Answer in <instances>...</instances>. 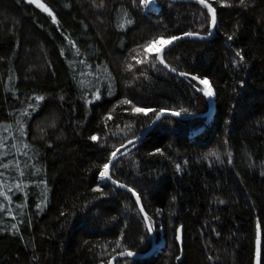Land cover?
<instances>
[{
  "label": "trees",
  "instance_id": "16d2710c",
  "mask_svg": "<svg viewBox=\"0 0 264 264\" xmlns=\"http://www.w3.org/2000/svg\"><path fill=\"white\" fill-rule=\"evenodd\" d=\"M44 2L57 14L59 25L27 0H0V139L8 144L7 149L0 148V153H8L0 155V163L15 158L25 172L19 177L14 163L8 170L0 168L4 173L0 187L11 189L10 206L16 214L13 219L0 211V264H99L107 259L102 252L114 254V244L104 246L119 238L122 229L124 243L132 251L149 254L119 257L114 264H250L255 223L264 218V0H255L247 10L219 8V24L212 36L204 41L183 39L167 56L181 69L209 74L217 93L209 116H198L208 110L207 99L200 93L195 98L187 82L174 74L151 73L150 80L126 87L121 61L146 35L141 16L128 29L115 27L117 14L110 9L126 0H108V9L99 18L100 10L90 7L91 0ZM155 7L157 12L147 14L151 23L159 20L172 31L188 30L190 1L157 0ZM237 24L234 41H228ZM66 36L78 43L81 56L74 55ZM236 48L246 57V65L240 68L231 64ZM175 57H180L179 62ZM79 60H87L93 71L98 65L100 72L110 71L116 95L107 96L105 87L101 100L86 104L78 81L87 84L92 77L79 75L88 71L82 64L70 67ZM240 79L245 81L243 87ZM33 92L46 96V107L38 116L33 113L34 118L24 117L30 128L23 139L39 153L33 156L29 151L39 172L28 157L11 147L17 143L13 137H19L16 121L26 107L23 102ZM125 94L151 107L178 110L183 106L194 114L162 117L132 149L137 166L129 167L127 160L123 164L124 172L131 174L121 178L146 193L144 203L155 220L154 249L150 233L143 242L138 239L143 224L126 207L130 203L126 190L92 199L98 193L91 189L99 182L92 165L100 162L105 151L88 136L99 130L102 115ZM52 118L55 128L47 129L41 139L37 125ZM155 147L163 148L166 155L149 156ZM212 151L219 152V161L208 156ZM176 163L181 165L179 171ZM17 180L23 181V190L15 189ZM40 180L47 182V189ZM45 192L46 206L38 211L36 204ZM87 200L92 204L85 206ZM0 204L8 206L3 195ZM158 208L162 215L155 214ZM62 211L74 215L62 217ZM12 223H19V232L11 230ZM181 225L178 242L175 228ZM209 256L215 259L210 261Z\"/></svg>",
  "mask_w": 264,
  "mask_h": 264
},
{
  "label": "snow or ice",
  "instance_id": "6c2138e0",
  "mask_svg": "<svg viewBox=\"0 0 264 264\" xmlns=\"http://www.w3.org/2000/svg\"><path fill=\"white\" fill-rule=\"evenodd\" d=\"M27 3L34 5L37 9L42 10L50 18L53 24L59 25L60 20L57 14L48 3L44 0H27ZM157 0H126L125 3L114 5L110 11L117 14V21L115 27L124 30L129 26H135L137 24V17H142V22L146 21L145 33L146 35L141 37L139 42H136L134 47L128 50V54L121 61V72L124 75L126 87H131L141 80H150L152 78L151 73L167 72L174 74L178 78H183L187 82V87L192 89L193 96L196 93L202 94L204 98L214 97L216 89L214 82L210 78L207 72L189 71L187 69H181L178 63L174 64L167 59V56L171 53L173 47L177 45V42L185 38H194L197 41H204L207 37L213 35V30L218 27L219 24V8H240L247 10L249 7L254 6L255 0H190V7H192V20L188 30L172 31L169 25L157 20L155 23H151V18L147 14L157 12L155 7ZM90 7L100 10L99 17H103L104 11L108 9V0H91ZM101 22H103L101 20ZM87 27V25H84ZM239 25L237 24L231 34L227 35L228 41H234ZM68 41L70 49L74 50V55L81 56V50L78 43L71 39V37H65ZM122 47L126 45L122 44ZM65 49L62 47L60 55H65ZM2 59V58H0ZM175 60L179 62L180 57H175ZM77 64H82L88 70L87 72H80L81 77L91 76L92 79L87 81L80 79L78 81L82 89V98L86 104H92L94 101H99L105 95L113 97L116 93L113 91L115 86V77L106 68L103 73L99 71L101 66H97V70L93 71V66L88 63L87 60H79L70 63V67H76ZM231 64L235 68H240L246 65V57L242 49H234V55L231 58ZM76 77H74L75 79ZM241 87L244 86L245 81L240 79L238 81ZM90 90V91H89ZM198 99V97H195ZM65 97L61 95L60 100L63 101ZM46 96L37 92H33L31 96L27 97L23 102L26 107L21 110V118L16 121L19 137H13L17 143L11 145L12 148L21 152L22 155L29 158L31 167L36 172L41 169L36 168L35 164H32V156H29V151H32L33 156H38L39 153L35 151L34 146L24 141V137L29 135V126H26L24 117L34 118L33 113L37 116L44 110L46 104ZM166 114L171 116L190 115L191 110L187 107H179L177 110L173 107L159 106L151 107L145 104H141L137 101L135 95L125 94L112 104L101 117L99 130L93 132L88 136V140L94 142L102 150L105 151V155L101 157L100 162H96L92 165V168L96 169L95 179L99 181L92 187L93 193H98L94 196L93 200H98L101 197H107L112 191L117 189H124L130 194V203L126 205L129 211L136 213L142 220L143 230L142 234H139L138 239L143 242L146 239V235L154 231L155 220L153 215L149 213L144 203V197L146 193H142L134 184L129 183L126 179H122L121 175L128 176L131 173L124 172L123 164L125 160L129 162V167H136V161L132 149L136 143L141 139L138 132L144 128L152 127L156 121L161 120ZM48 118H46L47 121ZM120 121L119 123L117 121ZM56 121L52 118L50 122H45L41 125H37L40 138L43 139L47 136V129L55 128ZM10 127V126H9ZM7 131V128L5 129ZM115 138V139H114ZM110 141H113L110 143ZM20 145L18 147L17 145ZM227 144V141H225ZM48 147H52V142L48 141ZM0 148L7 149L6 144L0 139ZM0 155H8L5 151ZM149 156L160 155L165 156V150L160 147H155L152 152L148 153ZM208 156L215 157L216 160H220V154L218 151H212ZM205 157V159L208 158ZM171 159V157H168ZM228 161L232 162V154L228 153ZM15 164L16 171L19 173V177H24L25 172L21 167V162L13 158V160L7 163H0V168L8 170L12 164ZM187 163V161H185ZM175 168L177 171L181 169V165L176 163ZM91 171V169H89ZM264 175V171L261 172ZM4 173L0 172V177H3ZM33 182L34 181H30ZM40 184L47 189V182L40 180ZM3 181L0 180V185ZM112 187L109 191H105L106 188ZM16 190H23V181L17 180L14 182ZM11 189L4 190L0 187V195L5 197L8 201V206L0 204V211H4L6 215L12 216L15 219V213L11 210V196L9 192ZM134 198V199H133ZM172 201L176 200L175 196L171 197ZM47 195L45 192L44 199L40 203L36 204V209L42 210V206H46ZM218 203H225L224 200L217 198ZM92 204V200H87L85 206ZM94 206V205H93ZM24 205H19V209L22 210ZM22 214V211H21ZM157 216L163 214L162 209H156ZM62 217L74 215V213H68L62 211L60 213ZM112 220H117V217L113 216ZM23 223V221H20ZM30 223V221H29ZM128 227L127 221H125L124 228ZM162 227V226H161ZM182 228L179 226L175 228L176 241H182ZM11 230L15 232L20 231L19 223H12ZM3 231V229H0ZM215 231V229H213ZM216 235L219 236L220 232L216 231ZM125 233L121 230L119 238L115 241L108 242L104 246L107 248L110 244H114L112 249L114 254L108 255L106 252H102V256H107V259H101L99 264H114L117 257H131L134 252L131 248L124 243ZM87 243V242H86ZM118 249H123L122 251ZM35 259V258H34ZM177 260H180L179 255L176 256ZM212 256L208 257V260H214ZM250 264H264V218H258L255 223V234L253 238V247Z\"/></svg>",
  "mask_w": 264,
  "mask_h": 264
},
{
  "label": "water",
  "instance_id": "95a60500",
  "mask_svg": "<svg viewBox=\"0 0 264 264\" xmlns=\"http://www.w3.org/2000/svg\"><path fill=\"white\" fill-rule=\"evenodd\" d=\"M172 1H190V0H172ZM185 39H194V38H185ZM183 40V39H182ZM207 99V102H208V110L205 112V113H202V114H199L198 116H209V114L212 112V110H213V100L211 99V98H206ZM166 115H170V114H166ZM165 115V116H166ZM188 115H181V116H175V117H177V118H186ZM189 116H194V114H190ZM157 122L158 121H156L155 123H154V125L152 126V127H154L156 124H157ZM152 127H148V128H145L144 129V131L140 134V137H141V139L139 140V142L138 143H136V145L137 144H139L140 143V141L142 140V138L144 137V135L152 128ZM135 145V146H136ZM150 235H151V238H152V249H154V247H155V240H154V237H153V233H150ZM134 252V251H133ZM149 253H147V254H142V255H140L139 253H137V252H134V255L132 256V257H144V256H146V255H148ZM117 258H119V257H117Z\"/></svg>",
  "mask_w": 264,
  "mask_h": 264
},
{
  "label": "bare ground",
  "instance_id": "6f19581e",
  "mask_svg": "<svg viewBox=\"0 0 264 264\" xmlns=\"http://www.w3.org/2000/svg\"><path fill=\"white\" fill-rule=\"evenodd\" d=\"M213 97H211V99H212Z\"/></svg>",
  "mask_w": 264,
  "mask_h": 264
},
{
  "label": "rangeland",
  "instance_id": "374dc122",
  "mask_svg": "<svg viewBox=\"0 0 264 264\" xmlns=\"http://www.w3.org/2000/svg\"><path fill=\"white\" fill-rule=\"evenodd\" d=\"M212 100H213V98H212Z\"/></svg>",
  "mask_w": 264,
  "mask_h": 264
}]
</instances>
